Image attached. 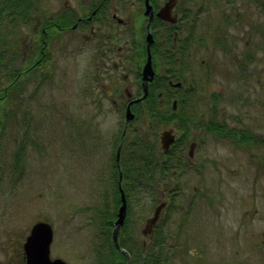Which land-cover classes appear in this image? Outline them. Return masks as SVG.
Listing matches in <instances>:
<instances>
[{"label": "rangeland", "instance_id": "374dc122", "mask_svg": "<svg viewBox=\"0 0 264 264\" xmlns=\"http://www.w3.org/2000/svg\"><path fill=\"white\" fill-rule=\"evenodd\" d=\"M55 1L37 0L33 13L56 7ZM233 1L230 7L224 0L219 14L232 8L236 25H223L216 33L214 22L204 27L212 35L196 54V60L205 59L196 67L203 83L190 93L194 102L189 108L196 118L224 122L257 139L238 144L189 126L198 141L196 161L175 182L171 174L161 175L155 189L129 191L131 212L123 235L133 240L125 244H131L136 260L142 241L149 242L141 229L156 197L167 200L168 189L178 184L172 191L177 197L157 224L164 240L162 258L168 252L174 256L160 264H264V11L256 4L264 0ZM29 27L20 21L10 27L17 33L13 51L21 70L27 65L26 42L36 37L34 25ZM5 36L8 45V27ZM64 39L52 43L50 68L38 66L29 77L22 76L0 107V261L8 252L20 259L25 236L37 220L52 227V258L94 264L108 254L100 214L114 202V145L124 105L116 85L109 95L92 87L89 44L79 39L69 48ZM0 71L1 86L7 70ZM103 78L104 84L112 79L108 74ZM139 105L130 128L156 146L162 125L146 110V102ZM127 157L121 154V169L127 168Z\"/></svg>", "mask_w": 264, "mask_h": 264}, {"label": "flooded vegetation", "instance_id": "af4514ba", "mask_svg": "<svg viewBox=\"0 0 264 264\" xmlns=\"http://www.w3.org/2000/svg\"><path fill=\"white\" fill-rule=\"evenodd\" d=\"M72 1L57 0L56 7L32 13L31 19L25 22L28 27L34 25L36 37L30 38L24 47L27 65L23 76L29 77L38 66L50 68L54 60V41L58 43L65 38L64 45L71 48L77 40H83L89 44L87 64L93 69L92 87L96 85L103 94L109 95L116 85L119 101H123L125 118L129 102L143 94L142 71L148 57L150 33V63L154 77L147 85L146 96L129 104L134 114L130 121L138 115L142 102L147 103L146 110L150 114L151 109L159 113L164 111V118L160 114L159 117L154 115L155 119L162 125L160 133L170 130L174 140L167 149H163L160 133L155 141L150 137L156 144L157 156L167 166L177 167L182 160L189 165L194 163L198 141L191 136L188 127L194 124L195 128L206 130L207 122L196 118L194 110L189 108L194 102L189 97L190 93L197 91L203 83L199 82L203 80V74L200 70L197 73L196 67L204 64L205 59L196 60V54L204 49L205 38L212 35V29L208 32L204 30L206 24L214 22L216 33L217 30L220 32V27L224 28L227 24L234 26L239 22L236 11L233 10L234 15L229 17L233 14L232 8L226 7L219 14L223 5L226 6L225 2L231 7L234 1L221 0V3L215 4L212 0H78V6ZM256 4L263 12L264 2ZM216 6L219 8L216 9ZM36 8L39 9L40 5ZM223 39L220 37L218 43H222ZM107 74L112 79L104 84L103 76ZM113 103L116 101L113 100ZM150 103L154 106H148ZM130 121L121 154H136L139 149V132L130 128ZM115 140L117 143L114 146H117L120 138ZM126 148L128 151H125ZM169 199L171 196H168ZM169 255L173 258L174 253ZM0 264H26L23 243L20 259H12L8 252Z\"/></svg>", "mask_w": 264, "mask_h": 264}, {"label": "trees", "instance_id": "16d2710c", "mask_svg": "<svg viewBox=\"0 0 264 264\" xmlns=\"http://www.w3.org/2000/svg\"><path fill=\"white\" fill-rule=\"evenodd\" d=\"M35 5H37V0H0V70H7V80L5 81V84L0 86V107L4 105L6 106L4 102L8 94L12 93L15 88H19V81L23 76V70H21L20 66L18 65L19 63L17 62V55L13 51L15 49L13 45L17 42L18 37L16 31L14 32L10 29L11 24H14L17 21L25 23L30 20L31 14L35 10ZM7 21L8 26L5 24ZM7 27L8 45L6 42L7 37L5 36ZM150 105H153V103H150L148 106ZM160 114H162L164 118V111L159 113L155 109H151V116L154 117V115H158L156 117H159ZM205 129L214 132L216 135L231 137L232 139L237 140L238 144L249 140L255 141V136H252V134L247 135V131L245 133L239 132V130L234 127L227 128L224 122L217 123L213 120L207 121L205 124ZM137 137L139 140L138 152L136 154L126 153V155H128L126 158L127 168H122L121 187L126 197L127 215L125 223L120 228L118 234V243L121 248L128 252L129 264H160L162 261L166 263L168 261V253L166 258L164 257L163 259L162 245L164 240L162 238V234L157 228V225L153 232L152 238L149 239V242L145 244V246H142L141 243L140 248L142 249L136 250V256L138 257L137 260L135 259L133 252L129 249V245L131 244L126 246L125 240L133 242L130 237L123 235L124 229L127 225V220L129 218L128 215L131 212V204L129 206L128 202L129 191L136 188L139 190H146L148 188L155 189L161 175H164L165 177L171 174L172 179L174 178L172 182H175L178 178H180L182 173H184L186 169L190 167L191 164L189 165L182 160V162L180 161L182 164L177 167L167 166L162 158L157 156V148L155 149L156 146L153 143H149L142 133H138ZM126 138L127 136L125 135L123 149ZM125 151H128V149L126 148ZM114 170L116 172L115 175H113L114 202L112 203L111 208L105 209L100 214V228H102V230L105 228V231H107L106 238L104 239L107 244H104V247H106V249L108 247V254L102 259L100 257L97 258L94 264H127L126 256L113 244L111 239L113 221L116 218V210L120 204V192L117 184L118 172L116 168H114ZM129 171L131 173L128 175ZM150 171L153 173L151 176L152 180L151 182H148L146 181V178L150 174ZM175 188H179L178 184L173 188L168 189V196H171L172 200H175V197L177 196V193H172L173 189ZM157 198L158 197H156L154 201L155 204L157 202ZM97 251V253H100L99 249Z\"/></svg>", "mask_w": 264, "mask_h": 264}, {"label": "water", "instance_id": "95a60500", "mask_svg": "<svg viewBox=\"0 0 264 264\" xmlns=\"http://www.w3.org/2000/svg\"><path fill=\"white\" fill-rule=\"evenodd\" d=\"M151 41H152V37L150 33H148V42H147L148 57L142 71L143 94L142 96L130 101L129 104L133 101H139L140 99L146 96L147 84L154 77V71L152 70L150 63V51H149V46L151 44ZM129 104L125 111L124 129L122 131L120 142L117 147L116 160H118L119 158V150H120L123 134L127 127V123L130 119L133 118V113L130 110ZM160 139L162 143V148L167 149L170 143L173 141V135L170 134V130H165L161 133ZM120 181H121V172L119 171L118 185L120 190L121 204L118 207L117 217L114 221V228L112 231V240L114 245L117 247H119L117 240L118 230L119 227L123 224L126 215V199L122 187L120 186ZM164 204H165L164 201L158 203L153 208L151 215H149L146 218L144 226L142 228V232L144 234H148L153 231L156 221L159 217L160 211L163 208ZM52 236H53L52 228L48 222L39 220L34 224H32L29 234L26 236L25 241L23 243L24 253L26 255V264H67L63 259L59 257L53 259L50 258L49 252H50V243L52 241Z\"/></svg>", "mask_w": 264, "mask_h": 264}]
</instances>
